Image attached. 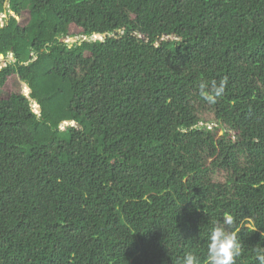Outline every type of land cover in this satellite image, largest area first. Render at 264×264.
<instances>
[{
	"label": "trees",
	"instance_id": "16d2710c",
	"mask_svg": "<svg viewBox=\"0 0 264 264\" xmlns=\"http://www.w3.org/2000/svg\"><path fill=\"white\" fill-rule=\"evenodd\" d=\"M4 11L0 264H208L218 225L241 246L234 264H261L264 0Z\"/></svg>",
	"mask_w": 264,
	"mask_h": 264
},
{
	"label": "clouds",
	"instance_id": "9594fccd",
	"mask_svg": "<svg viewBox=\"0 0 264 264\" xmlns=\"http://www.w3.org/2000/svg\"><path fill=\"white\" fill-rule=\"evenodd\" d=\"M94 35H98L101 37V38L99 37L97 39L104 40V37L102 34L95 33L92 36H94ZM81 36L83 37L84 35H81ZM92 36H90V37H92ZM71 37L72 36H67V38H71ZM75 37H77V36H75ZM75 37H73V38H75ZM90 37H87V38H90ZM67 38H66V40H67ZM73 42H76V41H73ZM32 55H33V53H32ZM34 58H36V56H34ZM204 87H206V85L202 84L201 88H204ZM223 90H224V83L223 82H221L218 87L213 86V89H212L214 96H216V97L222 95ZM214 96L213 95H206L205 99L211 101L214 99ZM34 104L36 106V112H40L39 105L35 102H34ZM37 106H38L39 111H37ZM70 123H71L70 121H64L65 125H68ZM71 124H74V122H72ZM62 126H63V123H62L61 127ZM224 224L231 226L233 224V217L231 215L225 216ZM240 254H241V246H240V244L237 240L236 234L234 232L230 233V232L226 231L223 226H220V225L215 226L211 230L210 243L208 246V256H207L208 264H234V257H238ZM259 260L261 261V264H264V255H260ZM183 264H200V261H199V258L197 256H195L193 254H187L185 259H184Z\"/></svg>",
	"mask_w": 264,
	"mask_h": 264
},
{
	"label": "rangeland",
	"instance_id": "374dc122",
	"mask_svg": "<svg viewBox=\"0 0 264 264\" xmlns=\"http://www.w3.org/2000/svg\"><path fill=\"white\" fill-rule=\"evenodd\" d=\"M8 7V6H7ZM7 17H8V12L7 11H4V12H0V25L1 26H3L4 24H6V22H7ZM100 36H98V35H94V36H92V37H90V38H87V37H82L81 35H79V36H77V37H75V38H73V37H71V38H67V40L69 41V42H73V41H78V40H82V39H88L89 41H94V40H96L97 38H99ZM101 38V37H100ZM8 59H12V56H11V54H10V56L8 57ZM35 106V105H34ZM37 111H39V109H38V106H37ZM66 123V122H65Z\"/></svg>",
	"mask_w": 264,
	"mask_h": 264
},
{
	"label": "water",
	"instance_id": "95a60500",
	"mask_svg": "<svg viewBox=\"0 0 264 264\" xmlns=\"http://www.w3.org/2000/svg\"><path fill=\"white\" fill-rule=\"evenodd\" d=\"M3 57V56H2Z\"/></svg>",
	"mask_w": 264,
	"mask_h": 264
}]
</instances>
